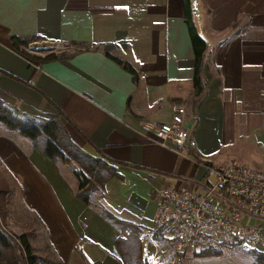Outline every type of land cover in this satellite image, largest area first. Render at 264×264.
Listing matches in <instances>:
<instances>
[{"label":"crops","instance_id":"obj_1","mask_svg":"<svg viewBox=\"0 0 264 264\" xmlns=\"http://www.w3.org/2000/svg\"><path fill=\"white\" fill-rule=\"evenodd\" d=\"M190 4L206 42L208 87L197 111L189 107L194 52L182 0H0V99L46 117L55 109L41 90L76 126H67L76 144L122 162L121 177L111 178L93 204L141 225L149 264H183L173 243L150 236L158 188L177 180L199 183L204 169L197 162L215 165L216 154L236 137L254 151L252 165L264 169V0ZM12 34L63 42L61 49L72 53L36 62L12 46ZM74 41L116 44L110 51L132 63L138 81L102 46L79 50ZM173 104L184 105L196 142L189 157L161 147L142 128L144 121L170 120ZM17 133L0 129V180L12 194L3 204L6 227L30 233L34 254L45 259L39 264H123L118 232L97 207L75 197L72 171Z\"/></svg>","mask_w":264,"mask_h":264},{"label":"trees","instance_id":"obj_2","mask_svg":"<svg viewBox=\"0 0 264 264\" xmlns=\"http://www.w3.org/2000/svg\"><path fill=\"white\" fill-rule=\"evenodd\" d=\"M182 5L184 21L188 28L194 52L193 76L191 78L193 98L189 107L197 111L206 97L208 87L204 75L206 42L194 24L190 0H182ZM40 38L43 37L36 34L10 35L12 46L28 59L36 62L68 57L72 53L64 49L57 51L50 49L40 55L25 49L31 41ZM72 43L78 46L79 50L81 48L90 49L102 46L104 53L108 57L130 72L135 82L138 81V72L132 63L110 51L111 48L117 46L116 44H87L81 41ZM37 90L54 107L55 112L48 113L46 117L27 114L0 99V124L23 135L30 142L32 148L40 150L54 163L60 162L69 165L77 183L75 197L85 205H92L94 195L96 193L101 195L102 189L111 178L121 177L117 170V164H122V162L110 160L99 148L94 147L95 153H90L76 144L67 128L68 125L73 128H76V126L51 99L41 90ZM123 164L126 163L123 162ZM4 193L5 191L0 188V194ZM93 205L98 208L100 216L118 232V236L115 238V245L123 264H149L142 254L141 225L115 216L100 204ZM29 237L30 233L27 232L17 235L10 231L2 222L0 211V261L6 264H39L45 262L44 258L34 254ZM236 243L241 244L240 241H236ZM226 244L223 243L217 247L193 252L196 255L207 257L221 256V247ZM250 264H264V251H257Z\"/></svg>","mask_w":264,"mask_h":264},{"label":"built area","instance_id":"obj_3","mask_svg":"<svg viewBox=\"0 0 264 264\" xmlns=\"http://www.w3.org/2000/svg\"><path fill=\"white\" fill-rule=\"evenodd\" d=\"M30 81V80H29ZM182 104H173L168 121H144L152 141L182 157H189L196 142L190 134ZM203 179L189 185L181 180L155 191L152 230L168 238L176 251H200L240 241L264 248V169L232 161L214 165L197 162Z\"/></svg>","mask_w":264,"mask_h":264},{"label":"rangeland","instance_id":"obj_4","mask_svg":"<svg viewBox=\"0 0 264 264\" xmlns=\"http://www.w3.org/2000/svg\"><path fill=\"white\" fill-rule=\"evenodd\" d=\"M67 44L59 41L54 40H46V39H37L34 41H31L25 49L29 52H34V50L40 49V50H54L57 51L61 48H65ZM3 127V125L0 124V129ZM22 140H25L26 138L17 133ZM241 137H236L234 142L229 144L226 148V150L220 151L215 156V165H226L231 163L232 161L241 163V164H247L249 166L252 165L251 161V153L254 151H251L248 145H243V141H241ZM25 141H28L27 139ZM237 152H240L241 154L237 157ZM239 157H241L239 159ZM64 171L71 172V167L67 165L66 163L61 164ZM10 181V179H7ZM0 188L5 191L4 194H0V211H1V219L2 222L5 224V210L3 207L4 201L5 204H8L11 202V193L10 188L8 187V183L3 182L0 180ZM6 188V189H5ZM5 189V190H4ZM12 191V190H11ZM97 194V193H96ZM95 194V195H96ZM4 199V200H3ZM152 226L150 227V229ZM11 231V230H10ZM149 234V232H148ZM151 237H155V235L151 234ZM161 240L166 241L167 243L171 244L172 241L168 238H163ZM153 242H155L153 240ZM222 254L221 256H214V257H207V256H201L196 255L194 252L191 251H176L180 260L183 264H250L253 261V258L255 257L257 251H264V248H255V247H249L244 244H238L236 243V240H233L232 242L227 243L226 245L222 246Z\"/></svg>","mask_w":264,"mask_h":264}]
</instances>
